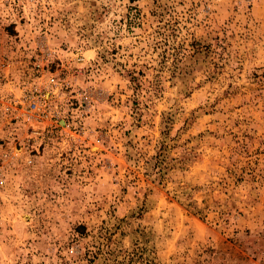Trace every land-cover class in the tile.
Instances as JSON below:
<instances>
[{
    "label": "rangeland",
    "instance_id": "1",
    "mask_svg": "<svg viewBox=\"0 0 264 264\" xmlns=\"http://www.w3.org/2000/svg\"><path fill=\"white\" fill-rule=\"evenodd\" d=\"M0 178V264H264V0H0Z\"/></svg>",
    "mask_w": 264,
    "mask_h": 264
},
{
    "label": "built area",
    "instance_id": "2",
    "mask_svg": "<svg viewBox=\"0 0 264 264\" xmlns=\"http://www.w3.org/2000/svg\"><path fill=\"white\" fill-rule=\"evenodd\" d=\"M78 60L83 61V57H80ZM45 86L51 89L47 94L45 90L37 86L23 94L22 99L16 104L15 112L17 113V117H24L26 121H33L37 124H41L46 120H52L49 117V111L51 110L53 99L58 95L61 86L57 77L52 74L47 77ZM80 107L82 108V112L77 117L82 118L89 112L90 105L88 102H84ZM54 123H58V118L54 119ZM24 163L30 166L32 159L27 158ZM0 182H2L1 178Z\"/></svg>",
    "mask_w": 264,
    "mask_h": 264
},
{
    "label": "trees",
    "instance_id": "3",
    "mask_svg": "<svg viewBox=\"0 0 264 264\" xmlns=\"http://www.w3.org/2000/svg\"><path fill=\"white\" fill-rule=\"evenodd\" d=\"M135 256H136V255H135ZM135 256H134V257H135ZM138 259L140 260V261H139L140 264H143V263H144V261H141V257H139ZM144 264H147V263H144Z\"/></svg>",
    "mask_w": 264,
    "mask_h": 264
}]
</instances>
